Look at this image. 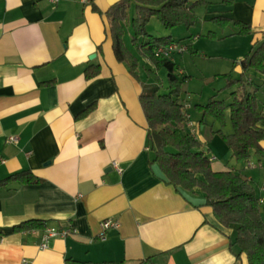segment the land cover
<instances>
[{
  "label": "crops",
  "instance_id": "crops-1",
  "mask_svg": "<svg viewBox=\"0 0 264 264\" xmlns=\"http://www.w3.org/2000/svg\"><path fill=\"white\" fill-rule=\"evenodd\" d=\"M119 1L0 0V182L22 172L37 179L0 184V264H66L67 258L117 264H248L232 244L233 230L218 224L204 194L176 188L152 162L140 95L143 84L153 81L148 70L156 67L133 42L129 16L124 42L139 61L137 75L129 63L117 59L106 12ZM203 1L209 26L216 21L225 25V20L250 25L249 49L245 55L240 49L235 57V69L242 73V60L264 40V0ZM173 30L162 32L171 42L182 40L193 47L197 36H189L192 30L179 40ZM236 31L233 26L228 34ZM92 65L100 72L88 79ZM219 70L217 75L227 74ZM179 75L187 77L186 70L180 67ZM245 79L247 89L259 88L260 97L264 95V74L248 71ZM92 105V111L79 117ZM192 107L191 119L214 170L248 172L244 176L253 182L264 208V154L253 153L249 162L234 165L233 151L219 134L234 133L230 108L222 125L200 111L194 117ZM12 136L16 142L10 141ZM108 218L119 226L102 239L101 223ZM29 220L72 233L52 237L42 249L45 229L15 231Z\"/></svg>",
  "mask_w": 264,
  "mask_h": 264
},
{
  "label": "trees",
  "instance_id": "trees-1",
  "mask_svg": "<svg viewBox=\"0 0 264 264\" xmlns=\"http://www.w3.org/2000/svg\"><path fill=\"white\" fill-rule=\"evenodd\" d=\"M231 3V0H225ZM135 4L136 12L132 19L133 42L141 55L150 59L157 70L166 67L170 82V91L162 92L163 84L158 74L148 70L152 82L143 84L140 102L148 123V138L154 153L153 163H158L165 180L178 189L185 191L200 190L206 204L214 210L220 226L233 230L232 244L237 247L238 255H245L248 264H264V215L261 199L253 182L240 170H214L212 158L203 149V144L195 138L186 127L184 104L180 100L182 84L186 77L180 78L179 65L170 59L155 56L158 47L172 41V37H155L148 32L147 24L152 17H157L166 29L186 26L190 29L198 20L196 8L203 5V0H121L106 12L110 33L113 38L116 57L121 62L130 64L134 75L139 61L126 47L124 42V22L129 16V9ZM219 20V19H218ZM222 20V19H221ZM227 20H225V23ZM239 33H251V27L236 21ZM143 40V41H141ZM179 40L178 42H181ZM243 72L239 78L226 74L229 87L238 85L232 93V100L226 105L224 100L213 96L206 104H197L196 108L203 115H212L222 125L226 123L225 111L231 110L234 133L222 136L232 149L238 163L250 161L253 153L264 154V129L261 123L264 112L260 106L259 88L247 89L248 71L264 74V40L252 46L250 53L241 62ZM99 66H89L86 71L88 79L96 77ZM249 85H253V79ZM95 106H89L79 117L87 115ZM12 179L33 182L37 180L17 173L0 184ZM46 229L42 220H29L15 227V231ZM66 264H117L114 262L95 263L67 258Z\"/></svg>",
  "mask_w": 264,
  "mask_h": 264
},
{
  "label": "rangeland",
  "instance_id": "rangeland-1",
  "mask_svg": "<svg viewBox=\"0 0 264 264\" xmlns=\"http://www.w3.org/2000/svg\"><path fill=\"white\" fill-rule=\"evenodd\" d=\"M135 12L136 7L134 4L129 11L131 21L135 16ZM195 12L198 21L189 30H192V33L189 34L191 38L197 36L193 40V47L189 48L183 55H175V60L179 63L181 69L186 70L187 75L182 84L180 100L183 104L188 103L191 107L193 106L192 108H194V111H192V113H194V117H197V114H195V112L198 111L196 105L208 103L212 95H219L218 98L225 99V101L232 100V93L238 90L239 86L234 85L229 87L226 74L217 75L216 73H219V69L223 68L227 71V74H232L234 78L242 76V73L235 69V64L239 61V59L235 60V57L242 51L240 49H243L244 55L247 53L249 48L247 47L246 36L249 34L239 33V27L235 20H228L225 25H221L216 21V25L213 23L209 26L210 21L204 18V14L206 13L205 7L199 6L196 8ZM233 26H236L238 31L233 35H229L228 33L232 30ZM147 29L148 32L155 37L170 36L169 34H163L162 30L164 31L165 27L157 17H152L150 19L147 24ZM187 32L188 28L186 26H177L175 30H173L172 36L174 39L179 40L184 38ZM242 43H244L243 46H241ZM145 62L144 60L143 64H145ZM160 70V74L156 72L158 71L157 69L155 72L158 74L163 84L162 92L168 93L170 91L168 70L166 67H162ZM183 77L184 76H181V78ZM225 103L228 105L227 102ZM263 105L264 95L260 97L261 108H263ZM185 130H187V128H185ZM206 151L209 154V151ZM233 164H237L236 159ZM247 173L248 172H245L244 175Z\"/></svg>",
  "mask_w": 264,
  "mask_h": 264
},
{
  "label": "built area",
  "instance_id": "built-area-1",
  "mask_svg": "<svg viewBox=\"0 0 264 264\" xmlns=\"http://www.w3.org/2000/svg\"><path fill=\"white\" fill-rule=\"evenodd\" d=\"M189 50V46L184 42H170L166 45H162L158 47L155 51V56L159 58H166L170 60L175 59L176 54H183L184 52ZM191 106L188 103L184 104V112L186 116V127L188 131L195 137L198 138V127L195 124V122L191 119L190 114ZM10 141L16 142L17 138L12 136L9 138ZM113 166L117 169L119 173L123 172V168L117 164V162H113ZM119 222L108 218L102 221L101 227L102 232L100 234V237L102 239H105L106 231L112 227H118ZM72 233V230H59L57 228H47L44 230V234L42 237V243L41 248L46 249L49 246V241L52 237L55 236H66Z\"/></svg>",
  "mask_w": 264,
  "mask_h": 264
}]
</instances>
